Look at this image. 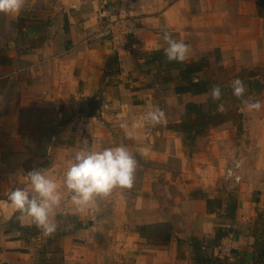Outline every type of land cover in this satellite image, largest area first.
Returning <instances> with one entry per match:
<instances>
[{"label": "crops", "instance_id": "0c3cea01", "mask_svg": "<svg viewBox=\"0 0 264 264\" xmlns=\"http://www.w3.org/2000/svg\"><path fill=\"white\" fill-rule=\"evenodd\" d=\"M165 31L188 44L185 63L204 60L203 70L154 60ZM236 78L264 105V0H26L20 13L0 14V264H200L196 241L218 256L234 241V255L219 256L225 264H264L253 231L257 222L264 230V106L242 110ZM191 81L209 91L175 93ZM190 104L232 127L196 136L183 124ZM154 105L166 123L132 127ZM120 145L137 160L131 189L85 212L65 203L52 235L16 219L8 194L28 187L29 171L46 169L63 190L77 151ZM234 159L244 180L227 191L222 178ZM219 228L228 232L220 241Z\"/></svg>", "mask_w": 264, "mask_h": 264}, {"label": "clouds", "instance_id": "9594fccd", "mask_svg": "<svg viewBox=\"0 0 264 264\" xmlns=\"http://www.w3.org/2000/svg\"><path fill=\"white\" fill-rule=\"evenodd\" d=\"M26 0H0V14L13 15L20 13ZM166 61L182 63L187 59L189 46L178 42L165 31L162 36ZM233 95L241 102L242 110L259 111L261 101L250 102L246 98V85L240 79L231 81ZM213 103L221 101L222 90L218 85L211 87ZM218 111L224 110L223 103L217 106ZM166 123V113L159 106L152 108L143 115L132 127H156ZM121 129L127 130V122L120 123ZM131 136L130 132L126 133ZM141 152L147 151L141 148ZM137 160L134 154L123 145L92 150L88 146L77 151L64 172L62 188L46 169L34 168L25 177L28 187H17L8 194L10 207L18 213L16 219L23 223L28 220L45 236L54 234L58 229L56 210L65 203H70L77 212L97 207L101 199L108 198L117 189H131L134 186Z\"/></svg>", "mask_w": 264, "mask_h": 264}, {"label": "trees", "instance_id": "16d2710c", "mask_svg": "<svg viewBox=\"0 0 264 264\" xmlns=\"http://www.w3.org/2000/svg\"><path fill=\"white\" fill-rule=\"evenodd\" d=\"M135 45H136V42L133 40V35H130L128 38V44L126 45V50H129L132 54L135 55V51L133 49V46ZM154 60L166 61L164 52L158 51L154 53ZM184 63L185 61L182 63H176V62L169 63L168 62V64L171 67L179 66ZM203 63H205L204 60L196 64H186V63L185 64L187 66L188 73L191 75V74H194V73H197L203 70V65H204ZM208 91H209V88L206 87V85H203L202 83H195L193 81L190 82V86L183 87V88L177 87L175 89L176 94L191 92L196 95H199V94L201 95V94H205ZM194 116L195 118H193ZM213 116L214 115L211 112H208V113L204 112L202 107L196 104H190L187 106V114H186V118L183 120V124L186 127H188L187 128L188 130L191 128H198L195 135L201 136L204 133V131L205 132L208 131V129L212 125H214L218 129H221L222 126L224 125L223 123L224 120L220 119L221 118L220 115L219 116L215 115V117ZM215 118H217V121L214 120ZM161 227H162V231L165 234H168V231H169L168 226L161 225ZM227 236H228V232L223 228H219L215 233L214 240L220 241L226 238ZM260 239L262 240L261 243L259 244L256 242V245H255L256 252H258V256L256 258L257 262L264 261V230L261 232H258L257 234V241H259ZM208 249H209V244L206 245L205 241H196V243L194 244L193 250L196 254L199 255L200 264H225V261L228 260V259H222L218 255H215L214 251H212L213 252L212 255H207L204 252H206ZM233 255H234V252H232V256ZM234 264H237V263H234Z\"/></svg>", "mask_w": 264, "mask_h": 264}, {"label": "built area", "instance_id": "2783aa9c", "mask_svg": "<svg viewBox=\"0 0 264 264\" xmlns=\"http://www.w3.org/2000/svg\"><path fill=\"white\" fill-rule=\"evenodd\" d=\"M150 132H148V135ZM244 163L240 159H234L225 168L222 183L227 191L236 190L243 182ZM233 246L223 243L219 246L218 252L220 256L231 257Z\"/></svg>", "mask_w": 264, "mask_h": 264}, {"label": "rangeland", "instance_id": "374dc122", "mask_svg": "<svg viewBox=\"0 0 264 264\" xmlns=\"http://www.w3.org/2000/svg\"><path fill=\"white\" fill-rule=\"evenodd\" d=\"M232 120L229 122V123H224V125L222 126V128L220 129V130H225V129H228V128H231L232 127ZM264 213V212H263ZM262 221H264V218L262 217ZM262 223L263 222H260V223H256V225L254 226V232H261V229L263 228L261 225H262ZM233 242L234 241H232V242H229V244L228 245H231L232 244V246H233V249H234V245H233ZM37 243L42 247V249H43V244H44V240H41V241H37ZM46 244V243H45ZM100 244L102 245V246H106L107 245V242L106 241H104V240H100ZM101 246V247H102ZM45 251H46V249H45ZM220 256V255H219Z\"/></svg>", "mask_w": 264, "mask_h": 264}]
</instances>
